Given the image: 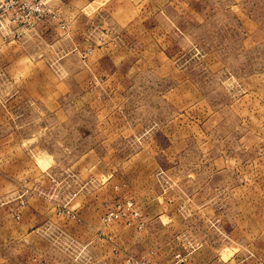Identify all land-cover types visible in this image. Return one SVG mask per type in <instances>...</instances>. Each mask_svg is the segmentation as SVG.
<instances>
[{"label":"rangeland","instance_id":"obj_1","mask_svg":"<svg viewBox=\"0 0 264 264\" xmlns=\"http://www.w3.org/2000/svg\"><path fill=\"white\" fill-rule=\"evenodd\" d=\"M44 2L0 23V264H264V0Z\"/></svg>","mask_w":264,"mask_h":264},{"label":"built area","instance_id":"obj_2","mask_svg":"<svg viewBox=\"0 0 264 264\" xmlns=\"http://www.w3.org/2000/svg\"><path fill=\"white\" fill-rule=\"evenodd\" d=\"M44 5V0H0V23H2L11 9H15L18 11L28 10L26 16L29 19V23L33 24L35 19L44 15L46 11Z\"/></svg>","mask_w":264,"mask_h":264},{"label":"crops","instance_id":"obj_3","mask_svg":"<svg viewBox=\"0 0 264 264\" xmlns=\"http://www.w3.org/2000/svg\"><path fill=\"white\" fill-rule=\"evenodd\" d=\"M92 264V263H91Z\"/></svg>","mask_w":264,"mask_h":264}]
</instances>
